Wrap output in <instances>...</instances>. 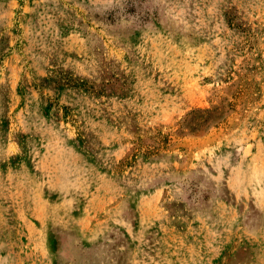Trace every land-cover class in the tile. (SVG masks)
I'll return each instance as SVG.
<instances>
[{
  "label": "rangeland",
  "instance_id": "rangeland-1",
  "mask_svg": "<svg viewBox=\"0 0 264 264\" xmlns=\"http://www.w3.org/2000/svg\"><path fill=\"white\" fill-rule=\"evenodd\" d=\"M0 264H264V0H0Z\"/></svg>",
  "mask_w": 264,
  "mask_h": 264
}]
</instances>
